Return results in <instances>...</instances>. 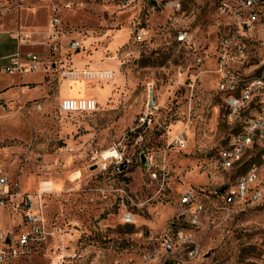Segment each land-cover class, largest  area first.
I'll list each match as a JSON object with an SVG mask.
<instances>
[{
  "label": "rangeland",
  "instance_id": "374dc122",
  "mask_svg": "<svg viewBox=\"0 0 264 264\" xmlns=\"http://www.w3.org/2000/svg\"><path fill=\"white\" fill-rule=\"evenodd\" d=\"M172 1L7 0L0 30L28 32L47 63L23 75L0 72V175L36 198L45 228L6 264H264V214L231 207L220 192L236 169L223 170L218 153L240 121L228 119L216 71L225 40L228 66L241 65L240 53L249 57L242 66L264 58V11L236 37L220 8L234 0H178V9ZM52 17L65 42L79 41L76 51L53 56L40 45ZM70 69L112 75L70 81ZM63 83L96 109L60 110ZM146 112L152 122L140 125ZM114 146L119 170L101 169V153ZM185 191L189 204L180 201ZM24 228L20 211L0 207L8 242ZM178 230L196 256L177 240L164 250Z\"/></svg>",
  "mask_w": 264,
  "mask_h": 264
},
{
  "label": "built area",
  "instance_id": "2783aa9c",
  "mask_svg": "<svg viewBox=\"0 0 264 264\" xmlns=\"http://www.w3.org/2000/svg\"><path fill=\"white\" fill-rule=\"evenodd\" d=\"M7 0H0V13L6 9ZM175 9L180 8L178 0L172 1ZM220 8L230 13L231 23L235 28V35L246 36L252 31L254 24L259 20L260 13L264 11V0H234V2H222ZM60 21L52 17L49 21V30L43 44L54 56L64 50L76 51L80 43L75 38H69L66 42L64 34L59 28ZM20 48L9 58L8 64L1 67L5 73L23 75L41 70L46 66V60L37 52L21 47L33 44L31 35L25 30L19 29L15 32ZM235 38V37H234ZM179 41H185V33L177 35ZM228 40L224 41V51L220 54V62L216 66L219 74L218 91L222 93L228 107V119L239 120L240 125L233 133L229 143L221 148L218 153L219 164L223 170L236 169L234 183L227 184L222 189L221 196L225 204L239 210H254L264 214V58L258 60L256 66H242L249 57L239 54L240 66H228L226 64ZM239 50V49H238ZM54 64V61H50ZM63 66V65H61ZM83 72H87L86 75ZM99 77H110V72H100ZM70 79L79 78L80 74L85 78L96 76L92 71L63 70ZM97 102L93 98L67 97L61 99L60 110L71 111H93ZM151 113L146 112L140 117V125H150ZM174 143L180 147L185 146V139L177 137ZM250 150H255L251 157H246ZM122 159L117 146L104 151L100 155L101 169L106 170L113 163V168L119 170L116 164ZM109 163V164H108ZM192 192L185 191L181 195L182 204H189L192 200ZM0 207H13L22 213L25 228L22 229L16 239L10 242L7 236L0 233V264H6L10 257L18 253V249L32 245L44 237V219L36 198L27 192H22L17 185L10 183L5 175H0ZM200 206L194 210L189 218L192 225L198 223ZM129 221V216H127ZM191 243V237L182 231L168 234L162 241L165 251H171L176 244ZM8 245V249L3 248ZM190 256H196L199 249L189 245Z\"/></svg>",
  "mask_w": 264,
  "mask_h": 264
},
{
  "label": "crops",
  "instance_id": "0c3cea01",
  "mask_svg": "<svg viewBox=\"0 0 264 264\" xmlns=\"http://www.w3.org/2000/svg\"><path fill=\"white\" fill-rule=\"evenodd\" d=\"M46 35H47V33H46ZM45 39H46V37H45ZM44 40L39 41L40 45H44L43 44ZM32 41H33L32 45L21 47L22 50H26V49L33 50L35 52H38L42 58H45V54H44L45 50H40V51L34 50L32 47L37 45L36 44L37 41H35L33 39H32ZM18 48H20V46L18 45L17 38L15 36V32H9L6 29H1L0 30V72H2L1 67L8 64L10 56L12 54H14L18 50ZM63 61H65V62L63 63ZM59 62H60V65H65V63H68L66 58H63ZM78 93L79 92L74 93V92H72L71 88L68 89L67 87H65V83H63L60 87V94H61L62 99L67 98V97H74V98L83 97Z\"/></svg>",
  "mask_w": 264,
  "mask_h": 264
},
{
  "label": "bare ground",
  "instance_id": "6f19581e",
  "mask_svg": "<svg viewBox=\"0 0 264 264\" xmlns=\"http://www.w3.org/2000/svg\"><path fill=\"white\" fill-rule=\"evenodd\" d=\"M95 72H97L98 73V75H103V73H100V71L99 70H96ZM85 75H86V73L87 72H83ZM73 80H78L79 82H80V80L77 78V79H71L70 81H73ZM83 82H84V80H83ZM98 82V81H97ZM80 98H84V97H80Z\"/></svg>",
  "mask_w": 264,
  "mask_h": 264
},
{
  "label": "water",
  "instance_id": "95a60500",
  "mask_svg": "<svg viewBox=\"0 0 264 264\" xmlns=\"http://www.w3.org/2000/svg\"><path fill=\"white\" fill-rule=\"evenodd\" d=\"M149 104H150V105H153V100H152V98H151Z\"/></svg>",
  "mask_w": 264,
  "mask_h": 264
}]
</instances>
